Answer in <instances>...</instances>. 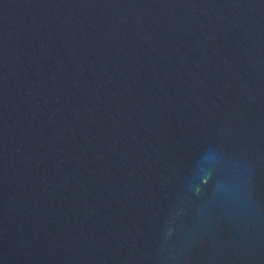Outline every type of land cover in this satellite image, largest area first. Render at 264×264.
Returning <instances> with one entry per match:
<instances>
[{
  "label": "water",
  "instance_id": "water-1",
  "mask_svg": "<svg viewBox=\"0 0 264 264\" xmlns=\"http://www.w3.org/2000/svg\"><path fill=\"white\" fill-rule=\"evenodd\" d=\"M0 264H264V0H0Z\"/></svg>",
  "mask_w": 264,
  "mask_h": 264
}]
</instances>
